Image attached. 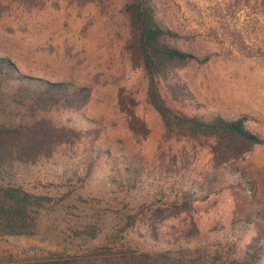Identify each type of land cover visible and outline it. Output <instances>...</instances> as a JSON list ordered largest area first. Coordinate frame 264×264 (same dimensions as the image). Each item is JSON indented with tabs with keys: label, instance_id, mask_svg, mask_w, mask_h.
<instances>
[{
	"label": "rangeland",
	"instance_id": "obj_1",
	"mask_svg": "<svg viewBox=\"0 0 264 264\" xmlns=\"http://www.w3.org/2000/svg\"><path fill=\"white\" fill-rule=\"evenodd\" d=\"M87 1L47 0L42 8L29 7L30 12L15 5L0 18L3 53L7 51L23 72L90 84L93 96L86 113L102 120L97 141L101 155L89 176L84 175L82 164L89 140L81 145L74 141L55 149L49 159L41 158L34 165L11 171V183L47 195L52 201L38 211L33 235L0 236V263L40 259L50 252L80 255L112 246L109 237L123 224L129 213L125 204L131 201L111 193L117 188L107 185L113 177L119 178L116 170L122 164L121 154H131L147 166L154 162L159 166L155 179L167 176L162 168L169 163L168 144L161 153L157 149L163 127L144 101L141 73L131 70L120 52L122 0ZM167 1L170 7L165 3V8L173 15V24L192 36L190 47H181L191 48L200 56L210 54L207 63H191L180 73L195 99L192 110L227 117L245 114L250 128L264 139V0ZM117 88H125L135 99V113L145 125L146 136L141 128L135 135L128 132L122 116H113ZM71 118L67 114L59 120L71 125ZM81 124L86 129L94 125ZM25 141L22 138L19 150ZM107 148L111 157L105 153ZM37 152L38 149L27 150L24 157L33 160ZM161 158H165L164 164H160ZM207 161L208 157L201 153L198 168H205ZM77 164L81 165L73 171ZM234 165L254 181L255 194L229 193L211 198L197 205L194 217L199 218L201 229L213 236L225 234L235 219L251 220L255 226L244 237L243 244H247L264 234V144L254 147ZM171 232L166 226L158 230L162 235ZM146 235L141 225L131 230L126 239L145 243Z\"/></svg>",
	"mask_w": 264,
	"mask_h": 264
},
{
	"label": "trees",
	"instance_id": "obj_2",
	"mask_svg": "<svg viewBox=\"0 0 264 264\" xmlns=\"http://www.w3.org/2000/svg\"><path fill=\"white\" fill-rule=\"evenodd\" d=\"M46 1L0 0V18L15 5L30 12L29 7L42 8ZM165 3L170 7L167 0H122L120 52L131 70L141 73L144 101L163 127L157 149L161 153L168 144L170 159L162 168L167 176L155 179L159 166L154 162L147 166L131 154H121L122 164L116 170L119 178L113 177L107 185L117 188L111 193L131 201L125 204L129 213L123 224L109 237L112 246L80 255L50 252L40 259H13L0 264H263L264 234L243 244L254 222L235 219L225 234L213 236L204 232L199 218L194 217L197 205L211 198L229 193L255 194L254 181L234 164L254 147L263 145L264 139L250 128L245 114L227 117L192 110L195 99L180 73L191 63H207L210 54L200 56L191 48L181 47H190L192 36L173 24V15ZM3 52L0 49V115L4 117L0 120V236H30L38 211L52 198L11 183V175L21 166L34 165L35 160L49 159L57 148L89 140L87 152L83 151L86 161L82 163L84 175L89 176L101 155L97 141L102 120L86 113L93 96L90 84L23 72L15 59ZM126 94L125 88L116 89L113 116H122L128 132L135 135L141 128L146 136L145 125L135 113L137 103ZM67 114L73 116L71 125L59 120ZM81 122L94 125L86 129ZM22 138L26 141L19 150ZM35 149V159L24 157L25 151ZM105 153L110 156V148ZM201 153L208 157L205 168H198ZM164 161L161 158L160 164ZM141 225L147 233L145 243L126 239L131 230ZM165 226L173 232L159 234L158 230ZM119 241L122 242L117 248Z\"/></svg>",
	"mask_w": 264,
	"mask_h": 264
}]
</instances>
